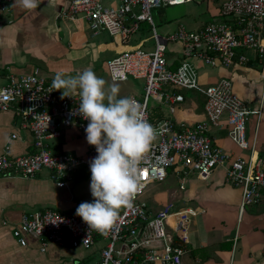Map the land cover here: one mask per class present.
<instances>
[{
  "label": "built area",
  "instance_id": "obj_1",
  "mask_svg": "<svg viewBox=\"0 0 264 264\" xmlns=\"http://www.w3.org/2000/svg\"><path fill=\"white\" fill-rule=\"evenodd\" d=\"M14 0H0V17ZM104 0H71L62 16L82 17L95 35L106 31L125 41L145 22L152 30V50L131 48L106 61L112 81L128 78L143 80V94L134 98L141 106L144 118L154 127L155 139L144 154L138 190L130 203L119 209L113 225L101 233L89 229L75 212L47 208L23 211L12 235L25 245V235H32L44 250L47 243H66L71 247L89 248L102 241L100 260L91 264H180L186 251L187 234L197 210L178 207L167 201L153 211L141 196L148 187L163 181L171 170L180 182L189 173L207 175L211 170L224 169L226 183L240 189L238 220L246 206L261 202L264 191V160L255 150V135H246L249 116L261 114L260 105L252 107L232 91L228 78L202 85L191 59L222 66L246 63L243 50L251 49L263 59L264 70V0H223L219 9L222 21H209L197 29L178 26L174 31L159 34L154 26L152 9L183 4L190 0H117L105 7ZM180 43L182 60L171 68L165 56L167 43ZM264 79V71L262 73ZM194 91L203 101L206 121L176 124L171 118L152 119V99L173 112L184 101L181 92ZM70 94V93H69ZM79 95L62 96L59 89L35 69L26 75L8 74L0 85V111L10 110L20 126L33 137V151L12 155L9 145L17 137L12 133L0 154V175L31 178L40 169H48L50 178L62 187L70 173L79 167H89L96 156L95 147L84 154L55 151L50 139L61 136L63 128L75 126L81 135L88 121L77 112ZM226 129L230 141L248 154L233 155L213 142L210 128ZM83 264V263H79ZM264 264V244L262 260Z\"/></svg>",
  "mask_w": 264,
  "mask_h": 264
},
{
  "label": "crops",
  "instance_id": "obj_2",
  "mask_svg": "<svg viewBox=\"0 0 264 264\" xmlns=\"http://www.w3.org/2000/svg\"><path fill=\"white\" fill-rule=\"evenodd\" d=\"M70 1L41 0L35 9H25L18 0L13 1L9 10L0 17V85L6 82L8 74L26 75L35 69L51 83L58 72L67 76L91 69L105 80L107 88L119 82L112 81L107 74L108 59L126 49L138 47L146 49L148 46L153 48L152 31L147 23L140 22L139 29L125 41L103 30L93 35L84 18L62 16ZM116 1L104 0L103 5L114 6ZM196 1H205L208 9H215L213 16L206 22L224 20L219 15L223 0ZM144 23L148 26L149 34L143 32ZM173 29L174 27L171 28L164 23L160 28L161 32L157 29L156 31L165 34ZM242 53L247 57L246 63L243 64L234 62L232 65L222 66L215 62L208 65L197 59H191L190 63L202 85L214 83L223 77L228 78L232 84V91L247 104L256 107L257 92L259 89L263 91L264 88L263 61L251 49L243 50ZM165 56L170 67L175 65L177 67L183 58L180 43H167ZM121 90L119 87L118 96ZM178 91L182 93L183 90ZM186 92L188 91L182 93L183 96ZM188 94L192 96L196 93L189 91ZM130 97L138 98L135 95ZM195 98L199 101V103L196 101V105L185 96L184 101L176 105L173 112H169L165 106L153 109L156 108L154 111L158 112V115L171 118L176 124L206 121L202 99L198 95ZM248 122L247 138L252 140L255 135L256 153L264 160V136L258 141L260 152L257 150L258 119L255 118L249 124ZM61 132L59 138L49 141L58 151L84 154L95 147L87 143L86 136L81 135L75 126L63 128ZM12 133L17 134L9 145L12 155L33 151L31 132L20 126L19 119L12 111H0V154ZM209 134L213 142L225 151L233 155L248 154V151L240 150L230 141L226 129L213 126ZM50 175L48 169H40L33 177L26 179L0 175V264L99 262L103 244L100 240L95 241L89 248L51 242L41 250L39 240L32 235H25V245H20L13 237L12 229L19 222L23 211L52 208L72 213L81 202L94 199L89 188L91 175L89 167H79L72 171L70 178L62 187L57 186ZM192 176H196V173H189L186 178L190 179ZM207 176L208 180L197 182L199 180L197 179L189 182L187 187L183 180L182 189L178 177L171 170L164 179L172 178L176 182V190H173L178 196L170 201L178 207H192L197 210V215L192 217L189 226L188 246L185 247L186 251L180 264H257L262 260L264 244V191L261 202L249 206L238 220L240 189L225 182L224 169L221 167L211 170ZM183 190H186L187 195L182 196L180 191ZM155 195L159 196L160 193ZM183 197L187 198V203L182 200ZM150 208L153 211L159 209L154 206ZM241 219L244 220L242 233L236 238V228Z\"/></svg>",
  "mask_w": 264,
  "mask_h": 264
},
{
  "label": "clouds",
  "instance_id": "obj_3",
  "mask_svg": "<svg viewBox=\"0 0 264 264\" xmlns=\"http://www.w3.org/2000/svg\"><path fill=\"white\" fill-rule=\"evenodd\" d=\"M40 2L18 0L25 9H35ZM105 84L91 69L67 76L58 72L52 80L53 89H60L62 96L79 95L76 112L88 121L85 139L97 153L89 163L94 199L81 202L75 213L89 229L101 233L113 225L119 209L138 190L144 154L156 135L142 106L132 97L118 96L117 84L107 88Z\"/></svg>",
  "mask_w": 264,
  "mask_h": 264
},
{
  "label": "rangeland",
  "instance_id": "obj_4",
  "mask_svg": "<svg viewBox=\"0 0 264 264\" xmlns=\"http://www.w3.org/2000/svg\"><path fill=\"white\" fill-rule=\"evenodd\" d=\"M214 10H215L214 8L208 9L205 1L197 2L196 0H190L183 4L165 5L159 8L152 9L151 14L153 17L154 26L156 27L157 30L161 32L160 28L162 27L164 23L168 24L171 28L174 27L173 31L177 28L178 25H181V26H184L190 29L197 28V26L206 22L208 19H210L213 16L212 14L214 13ZM145 25L142 26V28L144 29L143 32L144 34H149L148 26L146 25L147 26L146 27ZM151 49L152 48H149L148 46L144 50L150 51ZM128 79L124 82L119 81L118 83H113V84H117L122 89L120 92V96L130 97V95H135L138 98H140L143 94V80L133 79V78H128ZM185 91H188V90H183L182 93L185 94ZM188 92H186V95H185L186 98L188 100H191L192 104L195 103L196 105L197 99L195 98V96L197 95L195 94V95L190 96ZM190 92H193V91H190ZM256 96L258 100L257 105H260V108H261V114L259 115L257 129H256L257 150L259 151L258 141L260 140L261 136H264V120H263V117H264V88H263V91L259 89ZM187 99H186V102H188ZM197 103H199V101H197ZM149 104L153 105V107L163 108L161 104L157 103L156 101L152 99L149 100ZM255 118H256L255 115L249 116L248 124L254 121ZM207 175H209V173ZM207 175L196 174V176H192L190 179L189 178L184 179L183 183L185 187H187L188 183L191 181H195L197 179H199L197 180V182L208 180ZM163 181L164 182L161 181L160 184L158 182V183H154L150 185L148 189L146 190V193L141 196V199L145 203H147L149 206H151L152 208L153 206L156 209L160 208V206H162L164 203H166L167 201L173 200L178 196V194H176L177 192L175 191L176 182L172 178H168L167 180H163ZM180 192L182 193V196L187 195L186 190H183ZM158 193H160L161 196L155 195ZM182 200L187 203L186 197H183ZM248 207L249 206L245 207L244 213L245 211L248 210ZM241 220H242L241 222L238 221L239 224L236 228V232H235L236 238L242 233V224L244 220L243 219ZM232 261H233V255H231V262Z\"/></svg>",
  "mask_w": 264,
  "mask_h": 264
},
{
  "label": "trees",
  "instance_id": "obj_5",
  "mask_svg": "<svg viewBox=\"0 0 264 264\" xmlns=\"http://www.w3.org/2000/svg\"><path fill=\"white\" fill-rule=\"evenodd\" d=\"M262 61H263V59H261ZM174 67V66H173ZM172 66H171V68H173ZM175 91H177L178 92V89L177 90H175ZM156 108H152V119H161V118H164L163 117V115H158L157 113L158 112H156V111H154ZM156 113V114H155ZM54 150L55 151H58V150H56L55 148H54ZM184 246L187 248V246H188V244L187 243H185L184 244Z\"/></svg>",
  "mask_w": 264,
  "mask_h": 264
},
{
  "label": "bare ground",
  "instance_id": "obj_6",
  "mask_svg": "<svg viewBox=\"0 0 264 264\" xmlns=\"http://www.w3.org/2000/svg\"><path fill=\"white\" fill-rule=\"evenodd\" d=\"M180 45H181V44H180ZM173 62H174V61H173ZM255 64H256V63H255ZM245 65H246V64H245ZM174 67H176V65H175ZM174 67H173V68H174ZM180 92H181V91H180ZM184 97H185V96H184ZM202 103H203V101H202ZM157 111H158V110H157ZM155 114H156V113H155Z\"/></svg>",
  "mask_w": 264,
  "mask_h": 264
}]
</instances>
